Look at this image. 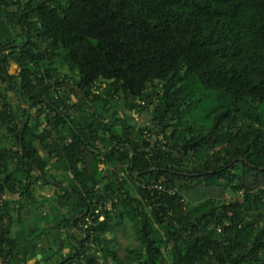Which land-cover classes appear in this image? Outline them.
Here are the masks:
<instances>
[{"label": "trees", "instance_id": "1", "mask_svg": "<svg viewBox=\"0 0 264 264\" xmlns=\"http://www.w3.org/2000/svg\"><path fill=\"white\" fill-rule=\"evenodd\" d=\"M0 259L264 264V0H0Z\"/></svg>", "mask_w": 264, "mask_h": 264}, {"label": "crops", "instance_id": "2", "mask_svg": "<svg viewBox=\"0 0 264 264\" xmlns=\"http://www.w3.org/2000/svg\"><path fill=\"white\" fill-rule=\"evenodd\" d=\"M18 66L14 63H9V68H8V73L9 74H16L18 72ZM51 193H52V185H49L47 187H45L44 190L38 191L37 192V199L39 201H44L46 199H49L51 197ZM7 199L8 201L12 202L13 204H15L16 207V202L19 201V196L17 194L15 195H8L5 196L3 198V200ZM42 210V209H41ZM43 211V210H42ZM11 233L13 234V237L15 238V240H17V242L22 243L23 240V235L22 232L20 230L19 226H14L11 225ZM69 249L63 250L62 254L66 255L69 253ZM28 264H34L33 262H29Z\"/></svg>", "mask_w": 264, "mask_h": 264}, {"label": "built area", "instance_id": "3", "mask_svg": "<svg viewBox=\"0 0 264 264\" xmlns=\"http://www.w3.org/2000/svg\"><path fill=\"white\" fill-rule=\"evenodd\" d=\"M143 104V103H142ZM157 188L158 190H161L163 192H165L166 194H169V195H175L176 193H178V190L176 188H162L161 186H151V188ZM102 208L101 207H98L96 210L93 211V214H99L100 213V210ZM105 210H111L110 209V204H107L105 207H104ZM93 218V216L91 215L90 217L87 218V221L91 220ZM100 220H102V216L99 217ZM88 245V244H87ZM90 248L93 247L92 244H89ZM96 254V256L99 258L100 257V252H98V250H96L95 248H93L91 251H89L87 254H86V257L87 256H90L92 254ZM84 256L81 257V259L83 260ZM0 264H6L5 262H3L1 259H0Z\"/></svg>", "mask_w": 264, "mask_h": 264}, {"label": "rangeland", "instance_id": "4", "mask_svg": "<svg viewBox=\"0 0 264 264\" xmlns=\"http://www.w3.org/2000/svg\"><path fill=\"white\" fill-rule=\"evenodd\" d=\"M72 99L75 100L73 97H72ZM128 114L133 117L134 122L139 127H143V126H146V125L149 124V120H150V113L149 112H144V113H142L140 115H136L135 112H129ZM225 196L227 198H230L231 194L229 192H227ZM70 247H71V245L67 242V244H65V249L64 250L69 249Z\"/></svg>", "mask_w": 264, "mask_h": 264}, {"label": "water", "instance_id": "5", "mask_svg": "<svg viewBox=\"0 0 264 264\" xmlns=\"http://www.w3.org/2000/svg\"><path fill=\"white\" fill-rule=\"evenodd\" d=\"M6 78H7L8 82H10L9 74H8L7 72H6ZM13 90H14V93L16 94L18 100L20 101V104H21L23 107H25V108H29V107L32 105V103L25 104V103L23 102V100L21 99V97L19 96L18 92L14 89V87H13ZM20 151H22L21 137H20ZM50 183L53 184V185H55L53 182H50ZM75 200H76V199H75ZM76 201H78V200H76ZM86 213H87V208H85L84 213H83L82 216L86 215ZM73 223H74V222H72V224H73ZM84 234H85V233H84ZM84 238H86V235H84ZM81 242H82V241L79 242V244H78V246H77V249H79V245H80ZM60 247H61V246H60ZM40 257H41V256H38V259H40Z\"/></svg>", "mask_w": 264, "mask_h": 264}, {"label": "flooded vegetation", "instance_id": "6", "mask_svg": "<svg viewBox=\"0 0 264 264\" xmlns=\"http://www.w3.org/2000/svg\"><path fill=\"white\" fill-rule=\"evenodd\" d=\"M75 232L79 234H82V236H78V237H73L72 236V240L73 242L78 246L79 242L80 241H83L85 238H84V229L81 227V226H78L75 228ZM82 243V242H81ZM80 243V244H81ZM80 246V245H79ZM72 253V252H71ZM76 254V253H75Z\"/></svg>", "mask_w": 264, "mask_h": 264}]
</instances>
